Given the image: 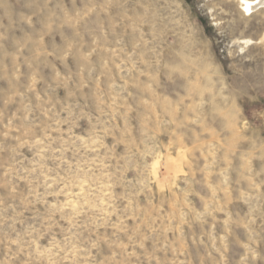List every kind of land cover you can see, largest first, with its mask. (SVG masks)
<instances>
[{
    "label": "rangeland",
    "instance_id": "rangeland-1",
    "mask_svg": "<svg viewBox=\"0 0 264 264\" xmlns=\"http://www.w3.org/2000/svg\"><path fill=\"white\" fill-rule=\"evenodd\" d=\"M0 0V264H264V6Z\"/></svg>",
    "mask_w": 264,
    "mask_h": 264
},
{
    "label": "bare ground",
    "instance_id": "bare-ground-1",
    "mask_svg": "<svg viewBox=\"0 0 264 264\" xmlns=\"http://www.w3.org/2000/svg\"><path fill=\"white\" fill-rule=\"evenodd\" d=\"M259 6H264V0H252L243 2V8L245 9V7H247L248 11H251Z\"/></svg>",
    "mask_w": 264,
    "mask_h": 264
},
{
    "label": "snow or ice",
    "instance_id": "snow-or-ice-1",
    "mask_svg": "<svg viewBox=\"0 0 264 264\" xmlns=\"http://www.w3.org/2000/svg\"><path fill=\"white\" fill-rule=\"evenodd\" d=\"M245 11H248V8L247 7H245Z\"/></svg>",
    "mask_w": 264,
    "mask_h": 264
}]
</instances>
